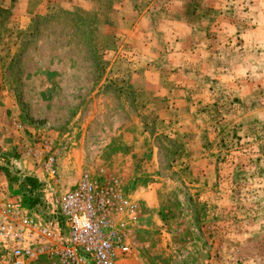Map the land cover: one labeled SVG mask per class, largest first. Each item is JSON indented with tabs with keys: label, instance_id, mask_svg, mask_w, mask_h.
Masks as SVG:
<instances>
[{
	"label": "rangeland",
	"instance_id": "obj_1",
	"mask_svg": "<svg viewBox=\"0 0 264 264\" xmlns=\"http://www.w3.org/2000/svg\"><path fill=\"white\" fill-rule=\"evenodd\" d=\"M85 174L135 205L118 264H264V0H0V197Z\"/></svg>",
	"mask_w": 264,
	"mask_h": 264
},
{
	"label": "built area",
	"instance_id": "obj_2",
	"mask_svg": "<svg viewBox=\"0 0 264 264\" xmlns=\"http://www.w3.org/2000/svg\"><path fill=\"white\" fill-rule=\"evenodd\" d=\"M42 139L36 158L49 151ZM48 170L54 157L46 158ZM59 216L43 218L21 200L0 197V244L12 264H29L43 256L62 264H118L133 254L126 242L127 218L135 205L117 180L99 183L89 174L62 197Z\"/></svg>",
	"mask_w": 264,
	"mask_h": 264
},
{
	"label": "trees",
	"instance_id": "obj_3",
	"mask_svg": "<svg viewBox=\"0 0 264 264\" xmlns=\"http://www.w3.org/2000/svg\"><path fill=\"white\" fill-rule=\"evenodd\" d=\"M35 203H36V201H35V202H33L32 204H30V203H29V205H34ZM25 204H26V202H25Z\"/></svg>",
	"mask_w": 264,
	"mask_h": 264
}]
</instances>
